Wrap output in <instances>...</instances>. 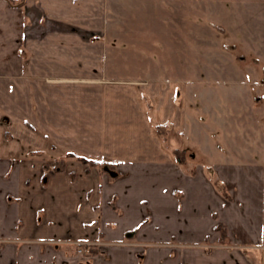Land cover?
<instances>
[{"label":"crops","instance_id":"crops-1","mask_svg":"<svg viewBox=\"0 0 264 264\" xmlns=\"http://www.w3.org/2000/svg\"><path fill=\"white\" fill-rule=\"evenodd\" d=\"M108 2L0 0V264H260L264 88L255 149L188 169L175 85L106 71Z\"/></svg>","mask_w":264,"mask_h":264},{"label":"rangeland","instance_id":"rangeland-1","mask_svg":"<svg viewBox=\"0 0 264 264\" xmlns=\"http://www.w3.org/2000/svg\"><path fill=\"white\" fill-rule=\"evenodd\" d=\"M104 41L106 71L115 79L175 85L183 148L177 157L188 169L213 168L224 155L255 149L248 120L258 118L253 101L264 88V0H109Z\"/></svg>","mask_w":264,"mask_h":264},{"label":"built area","instance_id":"built-area-1","mask_svg":"<svg viewBox=\"0 0 264 264\" xmlns=\"http://www.w3.org/2000/svg\"><path fill=\"white\" fill-rule=\"evenodd\" d=\"M77 247V253L82 256L89 253V247L93 245L92 243H81V242H73Z\"/></svg>","mask_w":264,"mask_h":264},{"label":"trees","instance_id":"trees-1","mask_svg":"<svg viewBox=\"0 0 264 264\" xmlns=\"http://www.w3.org/2000/svg\"><path fill=\"white\" fill-rule=\"evenodd\" d=\"M80 160H82L83 162H89V163H91L92 161H87V160H84V159H80ZM92 163H96V162H92Z\"/></svg>","mask_w":264,"mask_h":264},{"label":"water","instance_id":"water-1","mask_svg":"<svg viewBox=\"0 0 264 264\" xmlns=\"http://www.w3.org/2000/svg\"><path fill=\"white\" fill-rule=\"evenodd\" d=\"M110 174H111L112 176H114V175H115V173H113V172H110Z\"/></svg>","mask_w":264,"mask_h":264}]
</instances>
